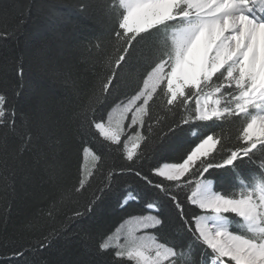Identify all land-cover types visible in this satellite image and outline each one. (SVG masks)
Listing matches in <instances>:
<instances>
[{
  "label": "snow or ice",
  "instance_id": "snow-or-ice-1",
  "mask_svg": "<svg viewBox=\"0 0 264 264\" xmlns=\"http://www.w3.org/2000/svg\"><path fill=\"white\" fill-rule=\"evenodd\" d=\"M81 7L87 13L94 5L90 0H81ZM103 7L114 19L109 39L115 52L107 61L110 71L101 81V94L110 86L116 89L120 85L116 68L124 72L142 43L151 42L152 59L142 87L137 86L123 107L117 106L107 115V125L103 116L92 112L98 99L95 92L87 105L81 101L80 114L87 128H94L99 136L117 145L123 144L130 163L120 165L119 172L106 175L105 182L92 192L84 213L74 215L94 212L103 196L112 191L116 183L112 177L124 174L139 177L153 190L149 192L153 202L148 207L156 208L158 202L160 210L155 215L136 218L123 243L119 236L102 235L97 254L110 256L109 264H179L184 255L182 249L199 244L204 249L205 264L209 256L214 257L212 264H264V0H109ZM23 71L21 66L19 74ZM68 87L76 90L75 84ZM16 88L19 82L15 87L11 82L0 87V126L5 129L15 121ZM162 97L166 99L158 107L170 117L167 121L151 111L152 104ZM189 101H194V108L192 115L185 118L179 110ZM227 117L242 118V143L227 149L221 144L217 150L218 141L212 134L197 135L175 157L179 162L161 163L159 150L165 138L187 134L195 126L190 120L207 122ZM154 119L163 126L154 139L152 127L146 129L150 134L147 150L137 153L144 139L137 129ZM126 120L132 126L131 133L126 132ZM81 149L87 158L91 148L81 142ZM94 159L101 160L97 168L100 174L104 167L102 156ZM221 169L230 173L223 182L217 175ZM91 175V169L86 167L76 192L88 191ZM240 176L248 184L237 194L233 189L241 187L237 183ZM107 180H112V184ZM182 193L184 198L180 199ZM131 195L122 194L117 206L125 208ZM166 206L174 209L177 224L163 211ZM186 207L205 214L188 212ZM231 218H239L242 232L233 228ZM170 228L186 233L188 239L176 243L161 235L163 242L157 243L154 237L135 234L149 229L163 233ZM189 264H200V259L193 254Z\"/></svg>",
  "mask_w": 264,
  "mask_h": 264
},
{
  "label": "trees",
  "instance_id": "trees-1",
  "mask_svg": "<svg viewBox=\"0 0 264 264\" xmlns=\"http://www.w3.org/2000/svg\"><path fill=\"white\" fill-rule=\"evenodd\" d=\"M90 2L94 7L86 13L81 0H0V87L5 82L15 87L19 82L14 96V124L7 129L0 126V262L109 264L110 256L97 254L100 237L110 236L131 216L156 214L160 210L158 202L156 210L148 207L153 202L149 196L153 190L139 177L124 174L112 177L116 181L112 191L103 196V202L94 212L74 215L84 213L92 192L105 182L106 175L117 173L120 165L130 163L123 144L117 145L99 136L94 128H87L80 114L81 101L87 105L95 92L98 99L92 112L105 120L114 106L131 98L137 86L142 87L152 59L151 42L142 43L124 72L116 68L120 85L116 89L110 86L101 94V81L110 71L107 61L115 52L109 39L114 19L109 18L103 7L109 0ZM168 39H171L170 34ZM21 66L22 75L19 74ZM70 84L76 85L75 91L69 90ZM165 99L162 97L157 104H152L151 111L167 121L170 117L158 107ZM193 108L194 101H189L179 110V115L188 118ZM189 123L195 125L187 133L192 137L183 134L179 138H165L159 150L161 163L179 162L175 157L197 135L212 134L218 141L217 150L221 144L227 149L243 142L239 139L244 126L242 118L190 120ZM149 126L154 139L163 125H158L155 119L145 121L141 127L144 139L137 153L147 150ZM182 127L187 129L188 125ZM81 142L91 148L94 156H102L104 167L97 174L101 160H96L88 178L92 186L88 191L76 192L78 179L84 174ZM259 162L258 153L256 163ZM217 175L223 182L230 173L221 169ZM106 182L112 184V180ZM237 183L241 187L233 190L238 194L247 187L248 181L240 176ZM127 192L132 194V199L125 208L118 207V199ZM179 198H184L183 193ZM163 211L174 225L178 223L174 209L166 206ZM186 211L205 214L191 207H186ZM231 219L233 228L242 232L239 218ZM151 231L159 242H163L161 235L176 243L188 239L186 233L171 228L163 233ZM41 244L47 246L41 247ZM182 251L184 255L179 264H189L193 254L200 259V264H205L204 249L199 244ZM212 258L207 257V264H212ZM124 259L127 262V258Z\"/></svg>",
  "mask_w": 264,
  "mask_h": 264
},
{
  "label": "rangeland",
  "instance_id": "rangeland-1",
  "mask_svg": "<svg viewBox=\"0 0 264 264\" xmlns=\"http://www.w3.org/2000/svg\"><path fill=\"white\" fill-rule=\"evenodd\" d=\"M130 99V98H129ZM128 101V99L120 104H117L116 106H114L111 111L109 113L112 112L113 109H116L117 106L119 107H123L124 104H126ZM139 103V101L137 102ZM131 116V113H129V117ZM106 125H107V118L104 120ZM125 125L127 126L126 127V132L128 133H131V128L132 126L130 125L129 123V120H126L125 121ZM138 131H140L141 133V128H138L137 129ZM142 135V134H141ZM122 140L125 141V138L122 137ZM128 147H131V144L129 143L128 144ZM94 153L93 152H90L88 157L87 158H84V164H83V168L85 170V168L87 167L88 169H92L94 168V165H95V162H96V159H94ZM129 200L132 198V195L127 197ZM146 215H155L154 213H148ZM146 215H136V216H131L129 218H127L125 221H123L116 229L115 231L110 235V236H119V239H120V242L123 243L124 242V236H125V233L128 229H131V228H134L135 226V221H136V218L140 217V216H146ZM137 236H142V235H147L149 237H154L155 236L153 235V232L151 231V229L149 230H140V231H137L135 233ZM156 242L157 243H160L159 241H157L156 239ZM113 243V246H115V240L112 241ZM214 260V257L212 258V261ZM136 262V261H135Z\"/></svg>",
  "mask_w": 264,
  "mask_h": 264
},
{
  "label": "bare ground",
  "instance_id": "bare-ground-1",
  "mask_svg": "<svg viewBox=\"0 0 264 264\" xmlns=\"http://www.w3.org/2000/svg\"><path fill=\"white\" fill-rule=\"evenodd\" d=\"M202 215H204V214H202Z\"/></svg>",
  "mask_w": 264,
  "mask_h": 264
}]
</instances>
